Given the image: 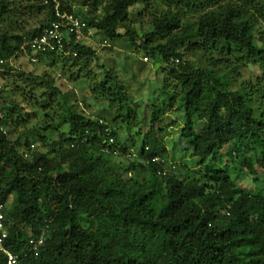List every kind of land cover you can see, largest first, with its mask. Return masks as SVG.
Masks as SVG:
<instances>
[{
    "label": "trees",
    "instance_id": "16d2710c",
    "mask_svg": "<svg viewBox=\"0 0 264 264\" xmlns=\"http://www.w3.org/2000/svg\"><path fill=\"white\" fill-rule=\"evenodd\" d=\"M74 1L60 0L62 11L110 40L122 37L116 31L124 28L131 7L151 10L150 0ZM158 1L166 10L159 17L153 14L152 32L140 44L134 31L127 36L147 57L169 66L178 80L179 97L162 94L169 108L180 99L176 110L183 111L184 125L179 138L187 146L173 139L169 150L152 128L139 151L128 149V141L135 146L138 134L122 142L113 122L83 116L65 103L66 115L45 129L68 125L60 143L48 144V135L33 134L35 142L51 148V161L39 151L28 157L36 147L29 141L20 152L23 135L30 133L10 138L20 128V115L16 106H3L2 76L9 72L10 59L22 55L24 37L42 34L55 21L53 3L0 0V204L8 225L6 247L21 264H264V0ZM99 3L107 4L101 21L88 13ZM43 12L38 28L23 31L21 17ZM194 14L198 20L192 24L186 16ZM71 40L68 45L77 57L49 53L39 63L95 55L76 44L74 36ZM186 47L203 64L182 65L179 50ZM251 67L259 68L260 76L233 89V79ZM100 88L112 109L119 114L126 110L123 122L133 130L134 112L121 84L107 73ZM55 93L57 88L42 108H52ZM134 151V158H126ZM114 156L130 162L125 170L110 163ZM155 157L163 162H152ZM185 170V177L178 176ZM243 176L260 186L255 194L237 187ZM42 234L45 239L36 252L31 241ZM0 264H6L2 253Z\"/></svg>",
    "mask_w": 264,
    "mask_h": 264
},
{
    "label": "rangeland",
    "instance_id": "374dc122",
    "mask_svg": "<svg viewBox=\"0 0 264 264\" xmlns=\"http://www.w3.org/2000/svg\"><path fill=\"white\" fill-rule=\"evenodd\" d=\"M85 1L77 0L74 3L78 5L83 4ZM150 3L151 10L149 12L142 5H135L129 9L130 17L125 22L124 28H119L116 31L117 34L122 36L120 39L110 40L106 33L96 29L85 30L79 43L93 50L95 52L93 57L78 61L74 59L60 60L56 63L44 61V63L38 62L39 64L30 63L21 54L18 58L10 59L9 70H7L9 72L2 76L6 83L4 93V96H6L3 100V106L6 108L16 106L18 115H20L16 119L20 123V128L16 129L10 138L16 140L21 134H31V137L23 135L21 153L27 149L26 146L29 141L28 144H34L36 147L33 152L29 151L26 153L28 157L39 151L47 154L51 161L55 159L51 148H44L42 144L35 142L36 137L33 134L48 135V144L60 143L61 136L69 131L68 125L61 126L59 131L45 132V129L49 125L57 124L61 117L66 115L65 103L73 105L74 110L78 114L91 117L92 119H102L112 126L114 123L119 128V133L122 134V142H127V139L135 138L138 134L137 139L135 138L136 140H134L135 146L128 141V149L139 151L141 144L145 141V136L151 132L152 128L158 132L156 134L159 140L167 143L169 150L172 147L173 139L176 140V145L187 146L188 142L186 139L179 138V132L184 125L183 111L176 110L180 105V99L177 98L174 105L169 108L167 107L168 100L162 94L166 92L170 94L169 96L173 94L178 96L180 92L176 87L178 80H175L170 74L169 66L147 57L142 49H136L135 46L130 44L127 36L128 30L134 31L140 44L143 36L152 32L153 14L158 13L157 17H159L166 10V7H163L158 0H150ZM106 6L107 4L103 3H99L96 6L98 7L97 9L92 6V8L88 9L89 17L98 21L103 20ZM35 14L19 19V24L22 22L25 26L23 31L34 30L45 20L46 15L44 12ZM186 20L194 24L198 20V14L187 15ZM165 42L162 41L163 44ZM179 53L184 56V60H181L182 65L192 63L197 68V66L203 64L192 48H181ZM107 73H111L114 76L130 99L129 104L134 112L132 126H135V128L133 130L125 127L123 122L124 111L126 110H123L121 114L117 113L116 110L111 108V103L108 99L101 96L100 84L107 78ZM256 76H260V71L257 67L241 70V75L236 76L231 82L232 88L240 89L241 83L246 84L245 82L248 83V81L255 79ZM109 82H113V79H110ZM53 88H57L59 93L53 95L55 101L52 108L44 109L41 104L47 101L52 94ZM195 127H197L195 130L198 132L200 129L198 122ZM9 132L11 131L7 129L8 134ZM63 147L67 150L68 145L63 144ZM32 148L31 150H33ZM133 154L137 155L135 151ZM196 159L189 158L190 162L191 160L196 162ZM109 161L118 165L122 171L130 163L118 156H114ZM63 168H67L66 163ZM187 172L185 170L182 175L178 176L181 178L185 177L188 174ZM180 173L182 172L176 174ZM52 175L56 177V174ZM123 177L126 178L125 176ZM260 177L264 182L263 176L261 175ZM239 178L236 185L244 192L253 195L258 189L257 187H260L255 186L253 178L250 176ZM11 202L12 199H10L9 204Z\"/></svg>",
    "mask_w": 264,
    "mask_h": 264
},
{
    "label": "built area",
    "instance_id": "2783aa9c",
    "mask_svg": "<svg viewBox=\"0 0 264 264\" xmlns=\"http://www.w3.org/2000/svg\"><path fill=\"white\" fill-rule=\"evenodd\" d=\"M52 3L54 7L55 21L52 22L51 26L42 34L33 38L25 36L23 40L24 43L21 47V53L32 64L38 63L40 56H45L49 53L77 57V54L70 50V45L68 44L72 41V36L75 37L76 44L79 43L85 30L88 28L87 23L80 17L63 12L60 0H52ZM175 63H179V60H175ZM1 85L0 82V89L2 88ZM0 119H3L1 106ZM109 141V144L114 143L113 139H110ZM135 156L136 155L132 153L131 155H127L126 158H134ZM152 162H163V159L155 157ZM3 209L4 205L0 204V253L4 254L7 264H21L19 256L11 253L5 244L8 225ZM44 239L45 235L42 234L37 241H31L36 252L38 247L42 245Z\"/></svg>",
    "mask_w": 264,
    "mask_h": 264
},
{
    "label": "clouds",
    "instance_id": "9594fccd",
    "mask_svg": "<svg viewBox=\"0 0 264 264\" xmlns=\"http://www.w3.org/2000/svg\"><path fill=\"white\" fill-rule=\"evenodd\" d=\"M175 61V60H174ZM45 235V234H44ZM9 250V249H8ZM11 252V251H10ZM12 253V252H11ZM15 255V254H14ZM18 256V255H17ZM7 264V263H6Z\"/></svg>",
    "mask_w": 264,
    "mask_h": 264
}]
</instances>
